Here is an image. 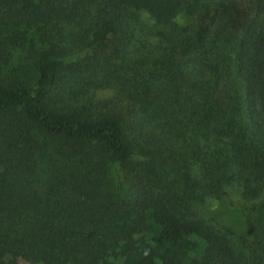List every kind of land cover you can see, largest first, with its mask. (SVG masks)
Segmentation results:
<instances>
[{"label": "trees", "instance_id": "trees-1", "mask_svg": "<svg viewBox=\"0 0 264 264\" xmlns=\"http://www.w3.org/2000/svg\"><path fill=\"white\" fill-rule=\"evenodd\" d=\"M0 22V264H264V0Z\"/></svg>", "mask_w": 264, "mask_h": 264}, {"label": "rangeland", "instance_id": "rangeland-1", "mask_svg": "<svg viewBox=\"0 0 264 264\" xmlns=\"http://www.w3.org/2000/svg\"><path fill=\"white\" fill-rule=\"evenodd\" d=\"M182 19H183V17H182ZM2 23L0 22V25H1ZM1 29V28H0ZM29 32H32V31H29ZM107 91L105 90V91H101V94L103 93V94H105ZM227 205H229V204H227ZM229 211H230V215H231V217L230 218H232V219H234V220H239V211H238V209H236L234 206H232V205H229ZM20 264H30L29 262H27V261H25V260H20Z\"/></svg>", "mask_w": 264, "mask_h": 264}]
</instances>
